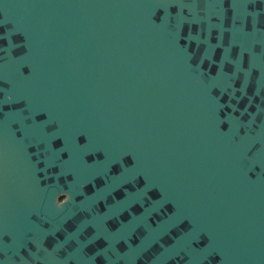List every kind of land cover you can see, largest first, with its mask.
I'll return each instance as SVG.
<instances>
[{"label": "water", "instance_id": "obj_1", "mask_svg": "<svg viewBox=\"0 0 264 264\" xmlns=\"http://www.w3.org/2000/svg\"><path fill=\"white\" fill-rule=\"evenodd\" d=\"M0 264H264V0H0Z\"/></svg>", "mask_w": 264, "mask_h": 264}]
</instances>
